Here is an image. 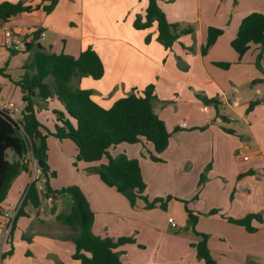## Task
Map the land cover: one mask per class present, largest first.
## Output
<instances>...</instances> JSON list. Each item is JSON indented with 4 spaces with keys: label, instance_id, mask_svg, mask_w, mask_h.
<instances>
[{
    "label": "crops",
    "instance_id": "obj_1",
    "mask_svg": "<svg viewBox=\"0 0 264 264\" xmlns=\"http://www.w3.org/2000/svg\"><path fill=\"white\" fill-rule=\"evenodd\" d=\"M4 1L45 4L43 0H0V3ZM159 6L169 23L179 24L181 30L191 28L169 48L158 41L155 24L143 30L133 27L137 16L145 21L147 0H59L50 14L39 9L0 23V51H5V57L11 54L10 49L16 51L15 56H31L25 43L40 30L38 43L48 52L63 53V30L58 20L50 18L62 10L75 9L78 28L70 22L78 32L72 35L78 44L74 57L91 47L105 70L101 79L83 77L77 85L90 90L92 99L104 108L131 92L142 94L147 86L153 85L154 112L169 128L181 127L158 155L161 159L158 162L150 159L153 148L144 140L127 147L124 143L115 146L117 155L138 160L146 184L143 195L148 201L173 197L165 210L158 205L145 208L141 199L132 206L124 195L103 184L92 169L106 161L79 165L80 189L94 213L92 233L101 238L134 240L117 248L123 264H204L191 247L199 236L191 229L193 220L187 225L189 218L181 201H186L194 212L219 210V214L198 216L194 225L196 232L207 235V246L217 264H264V108L247 111L250 101H264V47L251 45L239 58L230 45L245 16L257 11L264 13V0H159ZM208 27L222 29L223 33L203 55L201 48ZM147 36H150L148 43ZM73 48L76 49L74 44ZM215 63H230V67L223 69ZM17 69L21 72L19 80L23 65L19 64ZM9 70L7 65L4 73ZM0 78L2 82L10 81L1 75ZM203 99L216 100L218 109L204 104ZM0 101H6L1 98V88ZM44 103L50 106L48 101ZM221 116L226 117V122ZM239 122H244L247 130L236 131L234 124ZM72 149L76 155L74 144ZM238 152L248 159H237ZM30 170L29 167L22 171L12 182L1 204L2 211L21 201L30 183ZM59 200L57 196L54 202ZM29 206L24 211L34 216ZM42 206L32 208L42 211ZM247 213L260 216L259 222L252 221L256 228L252 233L220 216L240 217ZM37 214L27 226V232L36 235L35 238L44 232L40 227L44 222ZM169 219L177 227H171ZM3 223L1 215L0 227ZM23 224L17 221L15 228H26ZM47 235L39 237L42 241L33 238L28 244L32 251L26 260L36 259V264H78L71 258L74 245L68 230L61 235L53 234L55 238Z\"/></svg>",
    "mask_w": 264,
    "mask_h": 264
},
{
    "label": "trees",
    "instance_id": "obj_2",
    "mask_svg": "<svg viewBox=\"0 0 264 264\" xmlns=\"http://www.w3.org/2000/svg\"><path fill=\"white\" fill-rule=\"evenodd\" d=\"M45 4L30 5L22 1L12 3L4 1L0 3V23H6L11 17L30 13L42 9L45 14H50L59 0H43ZM156 25L158 41L169 48L181 34H187L191 28L181 30L179 24L169 23L164 12L159 6V0H147L145 21L137 16L133 27L137 30L150 28ZM41 31L33 33L31 40L25 43V50L31 52L32 60L23 67L21 78L15 85L21 92L22 110L18 121H13L5 111L0 110V217L1 204L7 197V192L13 180L22 172L29 169L31 158L42 160L43 188L39 189L36 182L28 185L21 201V206L12 221L7 245V252L1 254V258L12 253V232L17 219L27 216L24 208L27 205L39 208L42 201L51 196L55 199L59 195L68 194L72 199L70 211L67 214H58L56 219L68 227L69 238L74 245L71 258L78 264H123L117 252V248L127 243H133L132 238H101L95 236L92 231L94 213L83 193L75 186H68L60 190H53L48 177V137L58 140H70L77 149L76 162L96 163L106 159L105 163L92 169L103 184L114 188L124 195L129 203L134 206L137 199L145 203V208H154L156 205L165 210L167 202L173 197L167 195L164 198H155L148 201L144 194L146 184L141 175V168L137 159L128 158L124 154L112 157L108 149L121 143L135 144L144 140L150 143L153 153L152 161L158 162V157L168 146L170 137L181 130L179 125L168 127L165 122L154 112L152 102L156 96L153 85L147 86L142 94L131 92L118 98L109 108H104L96 103L88 89L72 86L74 79L78 81L83 77L99 80L104 75L103 63L95 50L87 47L77 57L64 53H51L45 50L39 43ZM223 33L222 29L207 28L205 44L201 53L215 43ZM150 41V36L145 42ZM231 48L241 58L250 48L256 45L264 47V13L251 12L245 16L237 29L234 39L230 43ZM12 54L14 49L9 50ZM261 58V55L258 57ZM216 66L227 69L230 63H215ZM5 67L0 68V75L8 78L4 73ZM51 78L49 82L45 81ZM77 81V82H78ZM36 99L47 102L56 100L61 104L62 110H53L55 124L53 131H45L43 125L36 117ZM206 105H213L218 109L216 100L203 99ZM264 105V101L254 100L248 103L247 111L250 112ZM226 122V117H220ZM201 129V128H200ZM226 132L234 134L233 131ZM8 151L13 154V159H8ZM184 210L189 219H192V231L199 236L196 243L191 244L197 256L204 264H217L208 246L207 235L194 230V225L201 215L219 214V210L211 209L206 213L194 212L187 207ZM55 212V208H51ZM220 216L227 222L245 228L247 232H254L252 221H260V216L247 213L240 217ZM57 264H65L58 262Z\"/></svg>",
    "mask_w": 264,
    "mask_h": 264
},
{
    "label": "rangeland",
    "instance_id": "obj_3",
    "mask_svg": "<svg viewBox=\"0 0 264 264\" xmlns=\"http://www.w3.org/2000/svg\"><path fill=\"white\" fill-rule=\"evenodd\" d=\"M55 15L57 16H51L50 19L51 21L58 20L61 30H63L64 33L63 42H62L63 48L61 52L74 57L78 52L77 51L78 44L77 42H75V40L72 39V35L77 34L78 32H76V27H73L70 24V22L74 23V25H76L78 28L79 26L78 14L75 9L70 10L68 8L67 10H62L61 12H57V14ZM0 27L2 28V24H0ZM73 44L75 45L76 49L73 48ZM4 52H5L4 50L3 53L2 51H0V65H4L3 67L5 68L7 67V65H10V70L8 71V73H6V75H8L9 80L11 82L10 81H9L10 83L2 82L0 80L1 98H3L6 101H12L13 103L17 104L19 107H22L20 90L19 88L15 87L14 84V82H17L16 80H18L19 73H21L17 69V66H19V64H22L24 67L25 65L29 64L32 60V57L25 55L15 56V53L12 54L11 52H10L11 54L6 53L7 57H5ZM50 80L51 78H47L45 81L49 82ZM77 81H78L77 79L72 80L71 85L77 86ZM252 96H253V92L250 93L249 97L251 98ZM48 103L50 104L49 107H47L42 100L36 99L37 108H39L38 106H40V109L38 110V112H36V117L43 125L45 129L43 131L44 133L45 131L46 132L53 131L54 124L56 122H55V116L52 114V111L59 110V107L61 108L60 106L61 104L58 102H55V104H53L48 101ZM262 108H264V105H262ZM234 125H235V130L238 132L240 131V129L247 130V125L244 122H239L238 124H234ZM48 144H49L48 157L50 158V160L48 159V166H49L48 177L51 188L53 190H60L68 186H75L83 193V191L80 189L81 185L79 184V181L81 180V178H79L81 176V171H80L81 169L79 168V165L84 163L76 162L75 151L72 149L73 144L67 140L60 141L51 137L48 139ZM122 145L126 147L130 146L129 144L126 143ZM108 152L112 157L118 156L117 155L118 152L116 151L115 146H111L108 149ZM8 159L9 160L13 159V154L11 151H8ZM105 161L106 159L102 160V162ZM86 166L87 165H85V167ZM11 187H12V183L9 190L11 189ZM58 197L60 200L57 203L54 201L51 202L52 206L49 202L43 200L41 203V205H43L42 207H44L42 211L39 210L34 211L32 206H29L28 208L30 211L34 213V216L27 214V216L19 217L17 219V221L24 222L23 226L26 225V228L25 227L22 228L20 226L19 229L16 228L14 229L11 235L12 253L10 255H5L3 258H1L0 255V264H24L26 263V261L27 264H36L35 261L36 259H27V260L25 259L29 257V254L32 251V248L29 247L30 245L28 244H31L33 242V238L34 240L42 241V238L39 237H43V236L47 237L48 233L51 234L50 236L51 238L53 237L52 236L53 234L61 235V232L63 231L66 232V230H68V227L62 222L58 221L56 219V216L58 214L69 213L72 204V199L68 194L59 195ZM52 207H55L56 209L54 213L51 212ZM36 214L39 215L40 221L44 222L43 225H40V227H43L44 232L43 234L38 235L37 238H35L36 235L27 232V226L30 225L31 222L35 219ZM180 231L183 232L184 230H180ZM9 248H10L9 245L7 244L4 245L3 252H7ZM0 251H1V245H0Z\"/></svg>",
    "mask_w": 264,
    "mask_h": 264
},
{
    "label": "built area",
    "instance_id": "obj_4",
    "mask_svg": "<svg viewBox=\"0 0 264 264\" xmlns=\"http://www.w3.org/2000/svg\"><path fill=\"white\" fill-rule=\"evenodd\" d=\"M0 110L5 111L13 121H18V119L20 118L22 108L19 107L17 104L13 103L12 101H0ZM236 158L241 159V160L248 159L247 156L242 155L240 152L236 154ZM29 167L31 169L30 170L31 171L30 183L36 182L38 188L42 189L43 182H44V179L42 176V168L38 166L37 160L34 158H31ZM45 200L49 203L54 201V199L51 196L47 197ZM21 201L16 204H9L8 207L5 208L1 213L4 219V223L0 227V245H1L0 255L3 253L4 245L7 244V240L9 238V233L11 230L12 221L15 218L17 212L19 211V208L21 206ZM169 223L171 224V227L173 228L177 227L176 223H174L172 219H169Z\"/></svg>",
    "mask_w": 264,
    "mask_h": 264
},
{
    "label": "water",
    "instance_id": "obj_5",
    "mask_svg": "<svg viewBox=\"0 0 264 264\" xmlns=\"http://www.w3.org/2000/svg\"><path fill=\"white\" fill-rule=\"evenodd\" d=\"M37 164L40 168H43L44 167V164L42 162V160H37ZM190 224H192V219H188L187 220V225L190 226Z\"/></svg>",
    "mask_w": 264,
    "mask_h": 264
}]
</instances>
